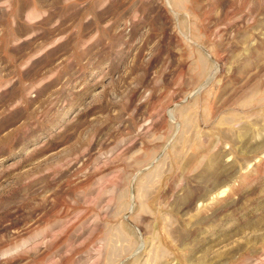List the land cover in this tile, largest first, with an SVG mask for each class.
Masks as SVG:
<instances>
[{
    "label": "rangeland",
    "instance_id": "obj_1",
    "mask_svg": "<svg viewBox=\"0 0 264 264\" xmlns=\"http://www.w3.org/2000/svg\"><path fill=\"white\" fill-rule=\"evenodd\" d=\"M0 264H264V0H0Z\"/></svg>",
    "mask_w": 264,
    "mask_h": 264
}]
</instances>
